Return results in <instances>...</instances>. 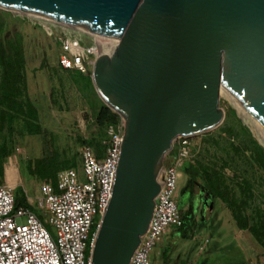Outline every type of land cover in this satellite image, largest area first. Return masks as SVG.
I'll return each mask as SVG.
<instances>
[{"label":"water","instance_id":"95a60500","mask_svg":"<svg viewBox=\"0 0 264 264\" xmlns=\"http://www.w3.org/2000/svg\"><path fill=\"white\" fill-rule=\"evenodd\" d=\"M0 9L118 39L90 74L97 96L123 121L90 264H129L174 140L223 121L221 86L264 127V0H0Z\"/></svg>","mask_w":264,"mask_h":264},{"label":"rangeland","instance_id":"374dc122","mask_svg":"<svg viewBox=\"0 0 264 264\" xmlns=\"http://www.w3.org/2000/svg\"><path fill=\"white\" fill-rule=\"evenodd\" d=\"M0 17L6 22L8 34L15 31L22 34L28 93L39 112L40 124L45 130L43 139L49 143L48 149L50 150L52 145L53 151L60 153V160H67L75 155L77 167H79L81 147L79 139H87L93 131L90 111L82 93L76 89L58 65V56L61 52L59 43L54 40V37H49L43 28L44 25L58 31L62 26L2 9H0ZM68 30L85 46L90 45L94 39L93 36L79 30ZM116 43L104 44L103 42L102 52L110 54ZM91 70L92 67L89 75ZM218 105L224 111V119L216 128L194 137H178L174 140L173 146L182 144L185 139L189 152L184 162L191 164L196 160L209 163L215 158L227 159L230 163V167L225 170L227 177H232V174L236 172L252 181L256 201L264 203V175L260 171L252 170L243 158L233 155L229 147L230 138L221 134L219 129L228 119L227 122L235 126L237 122L241 123L263 148L264 141L260 139L250 117L248 115L242 117L222 92L219 94ZM209 137L219 140L218 147L206 145L203 142V139ZM106 138L108 139L107 133ZM15 147L16 160L10 164L13 167V173L7 177H12L9 182L14 183L16 189L22 191L25 198L28 197L35 202L40 196L43 180L38 179L29 166L34 159L43 154L42 136L30 135L21 138ZM62 151H64L63 154H61ZM232 157L234 159L230 161ZM170 159L171 156H165L164 164H167ZM176 186L181 192L188 189V176L182 167L177 171ZM199 190L198 186L193 187L195 196L199 195L198 198L201 196L203 199L193 207V221L188 222L182 230L171 227V234L168 233L160 244L158 241L153 247L149 255L151 264L156 253L164 250L167 251L168 264H264V250L247 230L238 231L231 218L230 209L220 201L206 195L205 190L202 192ZM31 204L37 216L44 220L47 217L44 211L38 209L35 203ZM182 204L180 213L187 210L189 206L187 201ZM46 229L53 233L54 229L49 224H46Z\"/></svg>","mask_w":264,"mask_h":264},{"label":"built area","instance_id":"2783aa9c","mask_svg":"<svg viewBox=\"0 0 264 264\" xmlns=\"http://www.w3.org/2000/svg\"><path fill=\"white\" fill-rule=\"evenodd\" d=\"M58 25L62 26L58 31L44 25L43 28L59 43V67L89 74L94 59L100 55L95 37L85 46L70 33V28ZM106 133L108 139L101 158L90 146L81 145L79 167L59 170L55 185L43 180L35 202L26 197L29 203H35L44 211L47 216L44 220L29 207L14 206L16 187L6 174V179L0 183V264H90L96 229L112 194L123 121L117 127L109 126ZM184 140L176 146L174 154H168L171 159L164 164L160 179V183H165L155 198L147 230L129 264H151L149 255L160 237L172 226L181 225L176 183L177 171L189 152ZM13 160H16L15 155L8 158V166ZM46 224L52 226L53 233L46 229ZM94 225L96 228L91 232Z\"/></svg>","mask_w":264,"mask_h":264},{"label":"trees","instance_id":"16d2710c","mask_svg":"<svg viewBox=\"0 0 264 264\" xmlns=\"http://www.w3.org/2000/svg\"><path fill=\"white\" fill-rule=\"evenodd\" d=\"M6 29V22L0 17V183L3 180V165L14 153L17 141L25 135H33L42 136V150L44 151L41 157L34 159L29 166L30 170L38 179L48 180L55 185L56 174L59 170L77 168V157L72 155L70 159L60 160V153L53 151L52 145L50 150L48 149L47 144L49 143L43 139L45 130L40 124L39 112L28 94L23 37L20 33L10 36L6 33ZM64 72L76 89L82 93L90 111L93 131L87 139H79L80 144L90 146L96 156L101 158L107 139L106 129L109 126L117 127L121 119L100 99V105L95 104L93 95L97 96V94H95L89 74L85 75L77 70H64ZM227 120L219 130L221 134L230 138L229 147L233 155L243 158L252 170L260 171L264 175V148L241 123L237 122L235 126L229 124ZM203 142L215 147L219 145V140L214 137L205 138ZM176 149L174 145L169 154H174ZM63 153L64 151L61 154ZM232 159L234 157L230 158V161ZM228 167L230 163L225 158H215L209 163L198 160L193 164L183 163L182 168L190 179L191 188L187 192L189 209L181 212V225L178 228L179 230L184 229L188 222L191 223L194 219L192 216L194 207L192 186L196 184L205 190L206 195L208 194L213 200H218L228 207L237 229L247 230L264 250V203L256 201L252 181L236 172L232 174V177H227L225 170ZM12 173L13 167L10 165L7 167L6 174L11 175ZM262 175L261 179H263ZM7 178L8 181L12 179V177ZM182 205H178L179 210L182 209ZM14 206H28L22 191L18 189L14 194ZM95 228L94 225L91 232H94Z\"/></svg>","mask_w":264,"mask_h":264},{"label":"bare ground","instance_id":"6f19581e","mask_svg":"<svg viewBox=\"0 0 264 264\" xmlns=\"http://www.w3.org/2000/svg\"><path fill=\"white\" fill-rule=\"evenodd\" d=\"M20 14H23V15H28V16H35V15H31V14H29L28 12H20ZM94 37H95V39H96V41H97V45H98V48H97V50H98V52H99V54H101V53H104V52H102V43L104 42V44H109V43H113V42H117L118 41V39L117 38H114V37H107V36H104V35H98V34H95V35H93ZM115 48V47H114ZM110 53V52H109ZM220 92H222V93H224L226 96H227V98L232 102V104L234 105V107H235V109H236V111L242 116V117H246V115H248L247 114V112H246V110L244 109V107L242 106V104H240L238 101H236L230 94H229V92L225 89V88H223L222 86L220 87V89H219V94H220ZM251 121L253 122V124L255 125V130L258 132V135H259V137H260V139L262 140V141H264V127L260 124V123H258V122H256V121H253L252 119H251ZM159 178H160V176H158V182H159ZM8 179V178H7ZM9 180H12V179H9Z\"/></svg>","mask_w":264,"mask_h":264},{"label":"crops","instance_id":"0c3cea01","mask_svg":"<svg viewBox=\"0 0 264 264\" xmlns=\"http://www.w3.org/2000/svg\"><path fill=\"white\" fill-rule=\"evenodd\" d=\"M6 33H7V31H6ZM15 33H20V32H18V31H15V32H13V33H11V34H9L10 36L12 35V34H15ZM8 34V33H7ZM22 35V34H21ZM23 49H24V44H23ZM24 55H25V53H24ZM26 66V65H25ZM26 68V67H25ZM55 70H57L56 68H55ZM26 80H27V78H26ZM27 86H28V84H27ZM29 94V93H28ZM96 94V93H95ZM30 97V96H29ZM30 99H31V97H30ZM31 101L33 102V100L31 99ZM93 101L95 102V104L97 105V106H99L100 105V100H99V97L98 96H96V97H94V95H93ZM34 103V102H33ZM26 136H30V135H25L24 137H26ZM23 137V138H24ZM18 149V148H17ZM12 155H15V157H16V154L15 153H12L10 156H12ZM9 156V157H10ZM168 156H170V155H168ZM8 157V158H9ZM7 158V159H8ZM165 159V158H164ZM7 167H8V160L4 163V165H3V177H2V181H4L5 179H6V170H7ZM26 202H27V204H28V206L27 207H29L32 211H34L33 209H34V206L31 204V203H29L27 200H26ZM238 231H244V230H238ZM168 233L169 234H171V228L170 229H168L161 237H160V240H159V242H158V244H160L162 241H163V239H164V237L166 236V235H168ZM152 254H154V253H152ZM157 255V256H156ZM156 255L154 256V260L152 261V264H168V259H167V251L166 250H164L163 252H161V253H156ZM159 257V258H158Z\"/></svg>","mask_w":264,"mask_h":264},{"label":"flooded vegetation","instance_id":"af4514ba","mask_svg":"<svg viewBox=\"0 0 264 264\" xmlns=\"http://www.w3.org/2000/svg\"><path fill=\"white\" fill-rule=\"evenodd\" d=\"M195 185H193L192 187H194ZM196 186H198V188L200 189L199 190L200 192L203 191L202 188L199 185H196ZM190 188H191V182H190V179L188 177V189H185V191H183V192H181V191H179V189H177V194H176V203H177V206L178 205H182V203H184V201H187V198L189 196L187 192H189ZM192 194L195 196L194 193H192ZM200 195H201V193H200ZM194 196L192 198V201L194 202V206H195V204L197 202H199V201H201L203 199L201 198V196H200V198H198L199 195H196V197H194ZM187 209H189V208H187Z\"/></svg>","mask_w":264,"mask_h":264}]
</instances>
